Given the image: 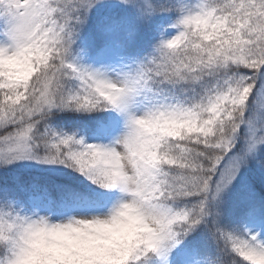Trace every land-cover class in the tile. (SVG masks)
Here are the masks:
<instances>
[{
    "label": "snow or ice",
    "instance_id": "1",
    "mask_svg": "<svg viewBox=\"0 0 264 264\" xmlns=\"http://www.w3.org/2000/svg\"><path fill=\"white\" fill-rule=\"evenodd\" d=\"M0 264H264V0H0Z\"/></svg>",
    "mask_w": 264,
    "mask_h": 264
}]
</instances>
